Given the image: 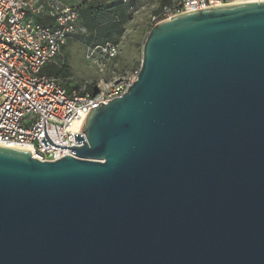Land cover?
<instances>
[{"label":"water","instance_id":"95a60500","mask_svg":"<svg viewBox=\"0 0 264 264\" xmlns=\"http://www.w3.org/2000/svg\"><path fill=\"white\" fill-rule=\"evenodd\" d=\"M81 131L0 145V264H264V1L155 24Z\"/></svg>","mask_w":264,"mask_h":264},{"label":"built area","instance_id":"2783aa9c","mask_svg":"<svg viewBox=\"0 0 264 264\" xmlns=\"http://www.w3.org/2000/svg\"><path fill=\"white\" fill-rule=\"evenodd\" d=\"M162 1L0 0V145L27 147L41 161L73 156L72 147L83 144H75L74 135L84 134L81 128L93 108L122 96L138 79L140 68L109 87L98 86L90 92L87 88L68 90L57 78L44 73L48 64L60 65L65 60L63 47L79 29V6L121 3L134 15L157 3L150 15L152 28L187 12L264 0ZM118 52L117 44L92 43L86 56L100 64Z\"/></svg>","mask_w":264,"mask_h":264},{"label":"rangeland","instance_id":"374dc122","mask_svg":"<svg viewBox=\"0 0 264 264\" xmlns=\"http://www.w3.org/2000/svg\"><path fill=\"white\" fill-rule=\"evenodd\" d=\"M156 6L157 3L147 6L123 23L122 34L117 33L119 28L113 31L117 43H112L118 45V55L100 64L87 58L86 52L92 32L80 24L77 33L68 38L64 49L70 76L65 79L57 78L58 81L63 85L75 84L82 89L98 86L105 88L122 79L130 71L140 68L144 39L150 30V15ZM111 22L112 19L109 18L108 23Z\"/></svg>","mask_w":264,"mask_h":264},{"label":"trees","instance_id":"16d2710c","mask_svg":"<svg viewBox=\"0 0 264 264\" xmlns=\"http://www.w3.org/2000/svg\"><path fill=\"white\" fill-rule=\"evenodd\" d=\"M169 2V0H163L162 3ZM80 13V22L83 26L92 32L91 37L89 38V45L94 44H106L108 42L117 43V40L114 39L113 31L118 29V34H122L123 28L121 25L129 20L133 14L128 13L126 6L121 3L115 4H100L97 2L83 4L79 6ZM109 18L112 19L111 23H108ZM39 21L43 23H48L44 18H38ZM151 29V28H150ZM150 31V30H149ZM149 32H147L144 42L147 38ZM113 43V44H114ZM44 73L48 76L55 78H68L70 76V67L68 65L67 57L65 60L57 65L55 63H50L44 68ZM63 85V84H62ZM68 90H73L74 88H80L77 85L66 84L63 85ZM95 88L87 89L90 92H93Z\"/></svg>","mask_w":264,"mask_h":264},{"label":"bare ground","instance_id":"6f19581e","mask_svg":"<svg viewBox=\"0 0 264 264\" xmlns=\"http://www.w3.org/2000/svg\"><path fill=\"white\" fill-rule=\"evenodd\" d=\"M80 126V124H76V129ZM23 150L25 151H28V152H31L29 148L25 147V148H22Z\"/></svg>","mask_w":264,"mask_h":264},{"label":"crops","instance_id":"0c3cea01","mask_svg":"<svg viewBox=\"0 0 264 264\" xmlns=\"http://www.w3.org/2000/svg\"><path fill=\"white\" fill-rule=\"evenodd\" d=\"M44 19H46V20H47V22H50V20H49V19H47V18H44ZM66 45H67V42H66L65 46H66ZM65 46L63 47V54H64V56L66 57V55H65V53H64Z\"/></svg>","mask_w":264,"mask_h":264}]
</instances>
